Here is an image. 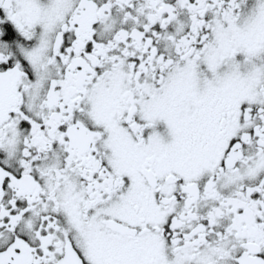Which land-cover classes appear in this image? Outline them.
<instances>
[{
  "label": "snow or ice",
  "instance_id": "6c2138e0",
  "mask_svg": "<svg viewBox=\"0 0 264 264\" xmlns=\"http://www.w3.org/2000/svg\"><path fill=\"white\" fill-rule=\"evenodd\" d=\"M0 264H264V0H0Z\"/></svg>",
  "mask_w": 264,
  "mask_h": 264
}]
</instances>
